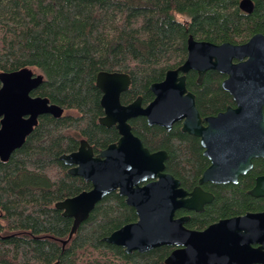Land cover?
<instances>
[{
  "label": "trees",
  "instance_id": "1",
  "mask_svg": "<svg viewBox=\"0 0 264 264\" xmlns=\"http://www.w3.org/2000/svg\"><path fill=\"white\" fill-rule=\"evenodd\" d=\"M239 1L0 0V73L36 72L42 81L30 95L63 112L39 116L22 145L0 161V264H163L171 247L125 254L101 241L136 220L116 192L94 205L61 249L72 220L54 204L90 185L68 175L59 157L76 151L81 140L96 154L118 138L113 127L97 123L102 116L94 85L98 72L127 75L130 83L120 103L140 97L145 105L152 99L148 87L184 61L188 37L218 45L264 36V0H250L249 14L238 9ZM223 78L207 71L197 84L195 72L186 74L185 88L200 116L233 107L220 87ZM128 124L149 152L167 154L164 172L191 190L208 165L197 139L181 133L177 124L169 131L147 126L142 117ZM262 174L264 161L258 160L236 184L202 185L213 200L201 213H189L185 227L202 230L220 219L263 211L264 198L247 194Z\"/></svg>",
  "mask_w": 264,
  "mask_h": 264
},
{
  "label": "water",
  "instance_id": "2",
  "mask_svg": "<svg viewBox=\"0 0 264 264\" xmlns=\"http://www.w3.org/2000/svg\"><path fill=\"white\" fill-rule=\"evenodd\" d=\"M237 7L244 14L252 11L250 0H240ZM189 71L196 73L197 84L207 71L223 75L220 87L230 96L233 107L201 120L194 96L185 88ZM41 81L40 75L26 68L0 73L1 162L22 145L39 116L57 117L62 112L44 98L29 96ZM129 83L122 73L98 72L95 76L102 109L97 123L114 127L117 141L94 156L81 140L76 151L59 157L68 175L90 184L88 191L54 204L62 217L72 220L66 240L60 242L61 249L94 205L116 192L134 209L136 221L101 241L122 248L125 254L167 246L175 249L163 264H264V213L220 220L200 232L183 227L187 217L173 218L176 209L201 212L211 201L201 184H236L237 178L251 169L252 158H264V36L254 34L242 44L218 45L188 37L184 61L148 87L152 99L145 106L140 97L126 105L120 103ZM137 117L144 118L147 126L166 131L180 122L181 132L199 139L209 166L190 193L164 173L167 154L150 153L132 135L128 121ZM247 194L264 197V177L256 178Z\"/></svg>",
  "mask_w": 264,
  "mask_h": 264
},
{
  "label": "flooded vegetation",
  "instance_id": "3",
  "mask_svg": "<svg viewBox=\"0 0 264 264\" xmlns=\"http://www.w3.org/2000/svg\"><path fill=\"white\" fill-rule=\"evenodd\" d=\"M190 72V71H189ZM186 76V75H185ZM223 76V75H222ZM224 79V78H223ZM222 79V80H223ZM193 95V94H192ZM29 96L31 97V98H33V97H36V96H31L30 95V93H29ZM194 96V95H193ZM129 104V103H128ZM142 105V104H141ZM146 105V104H145ZM145 105H142V106H145ZM194 106H195V102H194ZM196 108V107H195ZM197 110V109H196ZM198 112V111H197ZM223 112V111H222ZM63 112H61V114H62ZM220 113V112H219ZM60 114V115H61ZM218 114V113H217ZM216 114V115H217ZM198 115H199V113H198ZM213 116H215V115H213ZM213 116H206V117H213ZM262 116H263V120H264V106L262 107ZM199 117H200V119L202 120L203 118H206V117H202V116H200L199 115ZM145 120V119H144ZM174 124H177L178 126H179V131H180V128H181V123L180 122H178V123H174ZM174 124H172V125H174ZM202 125H204L203 123H201ZM129 125V124H128ZM158 127V126H157ZM172 127V126H171ZM114 128V127H113ZM161 128V127H160ZM163 129V128H162ZM170 130V129H169ZM131 131V130H130ZM166 131V130H165ZM181 132V131H180ZM181 133H183V132H181ZM184 134H186V133H184ZM118 135V134H117ZM133 135V134H132ZM188 135V134H187ZM190 136V135H189ZM191 137H193V136H191ZM137 138V137H136ZM195 139H197V142H198V145L200 146V144H199V139L198 138H196V137H194ZM118 139V138H117ZM117 141V140H116ZM113 144V143H112ZM143 146V145H142ZM200 148H201V146H200ZM77 150V149H76ZM103 150V149H102ZM99 151H101V150H98V152ZM159 151H162V150H159ZM92 152H93V150H92ZM98 152L96 153V154H94L93 153V155L95 156V155H97L98 154ZM157 152V151H156ZM202 152H203V149L201 148V155H202ZM150 153H153V152H150ZM202 157L203 158H205L203 155H202ZM206 160H207V162H208V165L205 167V169L209 166V160L207 159V158H205ZM258 160H261V161H264V158H262V157H254V158H252V160H251V164H252V166H251V168L253 167V164H254V162L255 161H258ZM165 162V161H164ZM204 169V170H205ZM203 170V171H204ZM202 171V172H203ZM248 172V171H247ZM165 173V172H164ZM202 174V173H201ZM201 176V175H200ZM258 177H264V174H262V175H258V176H256L254 179H253V184H252V187L254 186V182H255V179L256 178H258ZM200 178V177H199ZM198 178V179H199ZM239 178V177H238ZM238 178H237V180H238ZM175 179V178H174ZM197 179V180H198ZM176 180V179H175ZM178 181V180H177ZM179 182V181H178ZM196 184H197V181H196V183H195V185L192 187V189L196 186ZM204 184H211V185H225V184H212V183H209V182H206V183H203V184H201L199 187H200V189L204 192V193H207V194H209V195H211V197H212V199H211V201L210 202H208V203H206V204H204L203 205V207H202V211H203V209H204V207L206 206V205H208V204H210L211 202H212V200H213V196H212V194L210 193V192H208L207 190H205V189H203L202 188V185H204ZM90 185V184H89ZM142 185V184H141ZM251 187V188H252ZM179 188H181L180 187V184H179ZM250 188V189H251ZM182 189V188H181ZM191 189V190H192ZM249 189V190H250ZM183 191H185L184 189H182ZM191 190H189V191H185L186 193H190L191 192ZM251 197V196H250ZM123 198V197H122ZM252 198H254V199H263L264 197H252ZM124 199V198H123ZM127 206V205H126ZM131 208V207H130ZM133 209V208H132ZM134 210V209H133ZM201 211V212H202ZM201 212H194V211H187V210H184V209H176L175 210V212H174V216H173V218L174 219H179V218H182V217H187V220L184 222V224H183V227L186 229V230H189V231H197V232H200V231H203L204 229H206L208 226H210V225H212V224H214V223H216V222H218V221H220V220H225V219H229V218H225V219H220V220H218V221H216V222H214V223H211V224H209V225H207L205 228H203L202 230H192V229H188V228H186L185 227V224H186V222L188 221V218H189V213H196V214H198V213H201ZM260 213H264V210L263 211H258V212H245L244 214H241V215H238V216H234V217H240V216H243V215H245V214H260ZM234 217H230V218H234ZM136 221V220H135ZM134 221V222H135ZM257 245H250V247L252 248H255ZM172 248V250H174L175 248L174 247H171ZM171 250V251H172Z\"/></svg>",
  "mask_w": 264,
  "mask_h": 264
},
{
  "label": "rangeland",
  "instance_id": "4",
  "mask_svg": "<svg viewBox=\"0 0 264 264\" xmlns=\"http://www.w3.org/2000/svg\"><path fill=\"white\" fill-rule=\"evenodd\" d=\"M176 20H178V21H184V18L183 17H180V16H177L176 17ZM33 72V71H32ZM34 74H37L36 72H33Z\"/></svg>",
  "mask_w": 264,
  "mask_h": 264
}]
</instances>
